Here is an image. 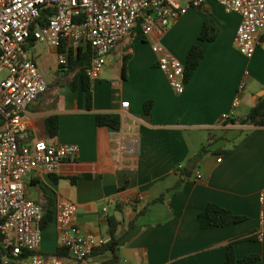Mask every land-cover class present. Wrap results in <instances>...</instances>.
<instances>
[{"label":"crops","instance_id":"1","mask_svg":"<svg viewBox=\"0 0 264 264\" xmlns=\"http://www.w3.org/2000/svg\"><path fill=\"white\" fill-rule=\"evenodd\" d=\"M169 1L176 6L190 2ZM207 18L217 29L210 41L199 39ZM240 20L219 2L204 0L199 8L188 7L163 34L143 35L137 24L91 80L90 108L80 80L71 88L73 73L58 64L63 48L26 40L24 56L53 80L45 79L46 91L22 113L27 129L20 142L54 139L78 147L57 172L31 171L24 178L26 193L43 211L74 204L80 232L104 242L108 218L118 220L116 250L90 254L101 264H224L226 245L235 239L236 259L257 254L254 264H264V125L246 119L264 95V34L250 56L241 54L235 43ZM154 44L184 64L193 45L203 49L182 93L170 87L158 67ZM147 101L151 105L145 108ZM99 113H118L120 128L97 125ZM225 113L228 120L221 117ZM50 116L57 117L55 137L46 131ZM202 148L205 153L198 156ZM197 171L201 177L195 180ZM209 203L245 218L202 228L197 215ZM59 247V257L67 261L51 221L42 229L40 252L54 255Z\"/></svg>","mask_w":264,"mask_h":264},{"label":"built area","instance_id":"2","mask_svg":"<svg viewBox=\"0 0 264 264\" xmlns=\"http://www.w3.org/2000/svg\"><path fill=\"white\" fill-rule=\"evenodd\" d=\"M203 1L190 0L186 6H176L169 0H0V264H101L90 254L104 243L99 236L80 232L75 206L66 202L57 206L54 221L59 245L66 250L68 260L40 252L44 211L27 195L24 178L36 169L57 172L64 159L77 154L78 147L54 139L20 142L27 129L22 113L47 89L36 63L24 56L26 40L33 36L63 48L58 53L60 65L67 64L66 50L88 44L92 57L86 74L95 80L107 54L137 24L143 35L153 30L163 34L188 7L199 8ZM215 1L225 11L239 14L235 43L241 54L250 56L264 34V0ZM43 10H50L45 23L39 22ZM153 50L170 87L182 93L184 63L162 51L158 44ZM243 87L244 82L238 87L233 107L238 105ZM221 117L228 120L230 114ZM181 168L178 164L177 169ZM200 177L197 171L195 180Z\"/></svg>","mask_w":264,"mask_h":264},{"label":"trees","instance_id":"3","mask_svg":"<svg viewBox=\"0 0 264 264\" xmlns=\"http://www.w3.org/2000/svg\"><path fill=\"white\" fill-rule=\"evenodd\" d=\"M50 15V10H43L39 17V22L45 23ZM216 27L213 21L207 18L204 21L202 30L199 34L200 40L210 41L213 40L216 36ZM28 40H35L33 36L29 37ZM61 51V50H60ZM203 56V49L199 45H193L186 55L185 68H184V77L185 79L189 78L195 68L197 67L199 60ZM92 57L91 49L88 44L85 45V50L80 46L74 49H69L67 51V65L62 66L61 68L66 67L65 73H73L71 79L69 80V85L71 88H75L77 79L80 80L81 88L85 93L86 107H91L92 100V86L91 80L86 74V70L90 65V60ZM125 64H123V70ZM151 105L150 101L144 103L145 108H148ZM246 119L250 124L253 125H264V95L257 100V102L250 107L249 111L246 114ZM95 122L99 126H105L111 130H118L121 125V117L118 113H99L95 115ZM46 131L49 137H55L57 131V117L50 116L46 119ZM205 153V149L202 148L199 151L198 156H201ZM183 172V175L188 176L186 169H180ZM185 173V174H184ZM55 211L51 209H46L44 211L41 228L43 229L49 222L54 221ZM245 217L243 215H236L230 210L220 207L216 204L209 203L206 207L200 211L197 215L199 226L202 228L206 227H218L225 226L228 224L237 223L242 221ZM1 224V222H0ZM119 224L118 220H114L112 217L108 218V239L99 247L93 250L92 255H99L106 251L114 252L118 246L119 237L116 233L117 226ZM2 235L0 233V247H1ZM237 241L231 240L226 245L225 252V261L224 264H254L259 259L260 256L257 254L248 255L241 259H236L233 252V244ZM65 250V249H64ZM62 248H58L54 253L56 256L62 255ZM66 251V250H65Z\"/></svg>","mask_w":264,"mask_h":264},{"label":"rangeland","instance_id":"4","mask_svg":"<svg viewBox=\"0 0 264 264\" xmlns=\"http://www.w3.org/2000/svg\"><path fill=\"white\" fill-rule=\"evenodd\" d=\"M44 79H46L48 82L53 80V76H51V74L48 73H42Z\"/></svg>","mask_w":264,"mask_h":264},{"label":"water","instance_id":"5","mask_svg":"<svg viewBox=\"0 0 264 264\" xmlns=\"http://www.w3.org/2000/svg\"><path fill=\"white\" fill-rule=\"evenodd\" d=\"M244 121H246V120H244Z\"/></svg>","mask_w":264,"mask_h":264}]
</instances>
